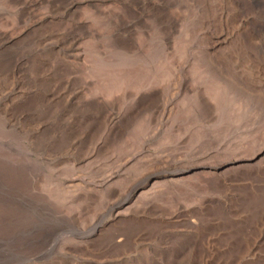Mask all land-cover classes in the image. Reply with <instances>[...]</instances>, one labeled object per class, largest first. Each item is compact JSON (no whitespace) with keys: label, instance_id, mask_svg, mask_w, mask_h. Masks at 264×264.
<instances>
[{"label":"rangeland","instance_id":"374dc122","mask_svg":"<svg viewBox=\"0 0 264 264\" xmlns=\"http://www.w3.org/2000/svg\"><path fill=\"white\" fill-rule=\"evenodd\" d=\"M0 264H264V0H0Z\"/></svg>","mask_w":264,"mask_h":264},{"label":"bare ground","instance_id":"6f19581e","mask_svg":"<svg viewBox=\"0 0 264 264\" xmlns=\"http://www.w3.org/2000/svg\"><path fill=\"white\" fill-rule=\"evenodd\" d=\"M6 126V125H5ZM56 229V228H55ZM42 231V230H41ZM40 231V232H41ZM39 233V232H38ZM55 235H56V231H51V232H45L43 230V232L40 233V244L39 247L42 249H48L47 252H51L55 249L56 246V242L55 240ZM39 237V234H38ZM19 239V238H18ZM37 240V239H36ZM52 243V244H51ZM29 247V246H28ZM38 252V251H37ZM46 252V253H47ZM42 255V254H40Z\"/></svg>","mask_w":264,"mask_h":264}]
</instances>
